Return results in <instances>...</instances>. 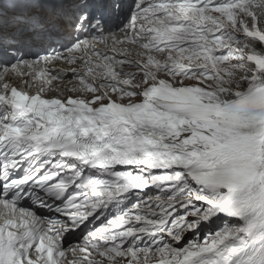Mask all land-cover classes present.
Instances as JSON below:
<instances>
[{
  "label": "snow or ice",
  "instance_id": "snow-or-ice-1",
  "mask_svg": "<svg viewBox=\"0 0 264 264\" xmlns=\"http://www.w3.org/2000/svg\"><path fill=\"white\" fill-rule=\"evenodd\" d=\"M0 264H264V0H0Z\"/></svg>",
  "mask_w": 264,
  "mask_h": 264
}]
</instances>
